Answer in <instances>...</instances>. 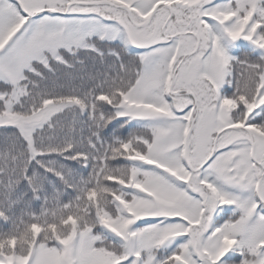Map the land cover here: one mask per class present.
<instances>
[{
  "label": "snow or ice",
  "instance_id": "6c2138e0",
  "mask_svg": "<svg viewBox=\"0 0 264 264\" xmlns=\"http://www.w3.org/2000/svg\"><path fill=\"white\" fill-rule=\"evenodd\" d=\"M80 53L105 69L91 87L0 120L21 139L66 107L90 121L93 174L60 158L74 191L33 217L59 219L51 255L72 226L74 264H264V0H0V108Z\"/></svg>",
  "mask_w": 264,
  "mask_h": 264
},
{
  "label": "trees",
  "instance_id": "16d2710c",
  "mask_svg": "<svg viewBox=\"0 0 264 264\" xmlns=\"http://www.w3.org/2000/svg\"><path fill=\"white\" fill-rule=\"evenodd\" d=\"M231 54L236 55V50H231ZM68 59L75 64L74 68L58 67L53 75L48 69L37 66L46 79L35 76L29 83L14 86V92L18 89L26 92L18 95L14 101L9 95L8 100L4 101V108H0V120L13 125L12 118L30 116L39 111L42 106L41 94L47 98L58 99L61 94L66 95L69 92V85L87 89L93 83L91 77H99L105 71L100 59L94 55L80 53L79 56H69ZM35 84L39 88L35 89V97L32 98L30 94L34 92ZM123 86L127 87V84ZM3 91L5 89L0 87V92ZM3 99L0 97V100ZM17 104L20 105V110H16ZM89 131L90 121L85 119L84 113L77 107H66L63 111L56 112L42 126L36 127L29 138H18L16 133L6 132L0 127V242H3V247L0 248V264L13 258L26 264H36L42 256H46L48 264H74V252H70L66 245L62 246L59 256L51 255L61 247L50 229L51 224H59V219H54L49 214L44 231L34 233L31 228L34 224L43 223L33 217L41 216L45 209L53 207L54 191L64 200L70 199L67 194L74 191L72 186L65 187L55 176L62 167L60 158L76 163L79 169H83L87 163L88 175L93 174L91 170L95 161L83 159V154L89 152ZM113 132L123 134L124 130L119 129L117 123ZM21 136L24 134L21 133ZM69 152L74 154L73 157L68 156ZM40 153L44 154V159L39 158ZM108 163L113 167H125L115 160H109ZM36 177H39V181ZM50 178H55V183L60 187L55 190L48 187L46 193L45 187L52 183ZM60 235L65 239L71 237L78 240V233L72 226L61 227ZM13 238L17 241L15 245L10 243ZM75 255L79 256L78 250Z\"/></svg>",
  "mask_w": 264,
  "mask_h": 264
},
{
  "label": "rangeland",
  "instance_id": "374dc122",
  "mask_svg": "<svg viewBox=\"0 0 264 264\" xmlns=\"http://www.w3.org/2000/svg\"><path fill=\"white\" fill-rule=\"evenodd\" d=\"M19 116H16V117H14V118H12V124L13 125H15V124H17V123H19V120L17 119ZM46 121V120H45ZM44 122V121H43ZM42 122V123H43ZM30 137V134H28L27 135V138H29ZM78 243H79V241L77 240V243H76V245H73V244H71V242L69 243V245H66V248L67 249H69L70 250V252H73V249H74V247H77V249H78ZM5 264H26L24 261H21L20 259H9V260H7L6 262H5Z\"/></svg>",
  "mask_w": 264,
  "mask_h": 264
}]
</instances>
